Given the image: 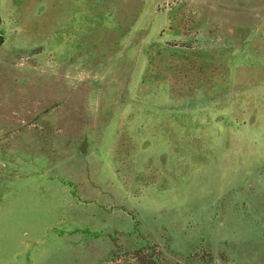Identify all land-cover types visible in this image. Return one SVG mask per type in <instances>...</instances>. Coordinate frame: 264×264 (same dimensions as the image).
I'll return each mask as SVG.
<instances>
[{"label": "rangeland", "instance_id": "374dc122", "mask_svg": "<svg viewBox=\"0 0 264 264\" xmlns=\"http://www.w3.org/2000/svg\"><path fill=\"white\" fill-rule=\"evenodd\" d=\"M0 264H264V0H0Z\"/></svg>", "mask_w": 264, "mask_h": 264}, {"label": "water", "instance_id": "95a60500", "mask_svg": "<svg viewBox=\"0 0 264 264\" xmlns=\"http://www.w3.org/2000/svg\"><path fill=\"white\" fill-rule=\"evenodd\" d=\"M85 151V143L83 145V147H81V152Z\"/></svg>", "mask_w": 264, "mask_h": 264}]
</instances>
